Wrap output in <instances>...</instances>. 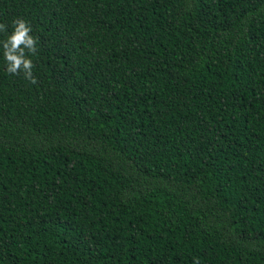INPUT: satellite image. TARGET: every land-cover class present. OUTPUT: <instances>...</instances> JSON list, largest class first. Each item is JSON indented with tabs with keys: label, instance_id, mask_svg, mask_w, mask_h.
<instances>
[{
	"label": "trees",
	"instance_id": "trees-1",
	"mask_svg": "<svg viewBox=\"0 0 264 264\" xmlns=\"http://www.w3.org/2000/svg\"><path fill=\"white\" fill-rule=\"evenodd\" d=\"M15 18L38 83L0 46V264H264V0H0Z\"/></svg>",
	"mask_w": 264,
	"mask_h": 264
},
{
	"label": "clouds",
	"instance_id": "clouds-1",
	"mask_svg": "<svg viewBox=\"0 0 264 264\" xmlns=\"http://www.w3.org/2000/svg\"><path fill=\"white\" fill-rule=\"evenodd\" d=\"M32 28L23 18H15L12 21V31H8V26L0 22V34L4 39L0 40L3 48V57L6 61V70L9 74L20 75L23 73L25 79L31 83H38L33 74L34 63L31 59L38 52V38L31 35ZM196 264H199L198 260Z\"/></svg>",
	"mask_w": 264,
	"mask_h": 264
}]
</instances>
